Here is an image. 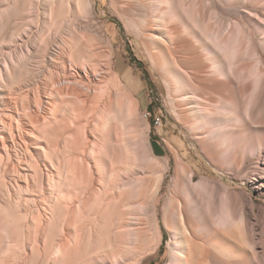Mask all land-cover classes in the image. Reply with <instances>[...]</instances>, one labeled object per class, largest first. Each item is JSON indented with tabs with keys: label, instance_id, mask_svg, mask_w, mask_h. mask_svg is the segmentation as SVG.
<instances>
[{
	"label": "bare ground",
	"instance_id": "obj_1",
	"mask_svg": "<svg viewBox=\"0 0 264 264\" xmlns=\"http://www.w3.org/2000/svg\"><path fill=\"white\" fill-rule=\"evenodd\" d=\"M79 1L88 15L95 13L91 0ZM62 2L56 0L59 22L66 19L57 11ZM243 2L249 6L238 10L224 0H148L142 36L162 48L182 123L204 156L264 198V0ZM230 12L238 16L226 18ZM73 26L67 40L58 38L56 52H47V43L41 47L48 69L59 70L50 88L34 79L21 100L20 92L7 89L11 61L0 70V186L9 203L25 202L23 219L0 206L6 252L16 249L40 264L42 238L53 222L56 243L48 262L140 264V258L121 263L115 257L122 238L116 224L124 212L118 207L143 197L157 230L154 243L148 238L149 250H157L160 192L169 175L167 264H264V202L229 187L219 174L194 182V171L175 148L172 173L171 155L158 156L147 127L136 129L138 102L114 68L116 50L104 26ZM45 208L50 217L41 215ZM108 218L116 223L109 235ZM132 225L126 232L138 243L143 233Z\"/></svg>",
	"mask_w": 264,
	"mask_h": 264
},
{
	"label": "rangeland",
	"instance_id": "obj_2",
	"mask_svg": "<svg viewBox=\"0 0 264 264\" xmlns=\"http://www.w3.org/2000/svg\"><path fill=\"white\" fill-rule=\"evenodd\" d=\"M62 1V4H57V11L59 14L65 15L66 19L59 22L56 21V0H0V70L5 69L6 63L11 61L9 65L12 73L9 78L11 83L7 89H11L12 92H20L23 97L21 98L20 96L21 100L25 101L27 99L25 91L28 88L26 85L34 79H39L43 87L50 88L51 85H48V83L49 81H56V72L59 70L56 68L48 69V62L42 57L44 53L41 48L42 45L47 43V52H56L58 46H60L57 42L58 38L61 39L63 37V39L67 40V33L74 27L73 25L81 26L90 22L103 25L116 50L114 68L121 74L123 82L130 88L135 100L138 102V114L140 116L138 114L135 116L136 129L140 132L147 127L146 130H149L150 140L156 139V141L154 140L152 151H155L158 156L171 155L170 148L171 150L175 148L181 158L194 171V182L198 180L200 175L215 178L219 174L227 180L229 187L247 191L264 202V198L258 196L255 188L251 189L248 183H242L233 174L223 175L220 171H217L216 167L209 162L195 144L189 130L183 125L180 107L176 105L178 101L174 98L175 94L170 88V76L164 72L165 59L161 56L162 48L159 43H154L147 36H142V34L147 33L146 22L150 18L148 0H91L94 3L95 13L93 15L86 13L84 3L79 0ZM206 1L211 2L212 0ZM214 1L220 2V0ZM224 1L233 5L236 4L239 6L238 10H244V8L249 6V3L243 2V0ZM52 2L54 6L53 15L50 14L49 8ZM76 15L78 16L76 17ZM236 15L238 16L237 12H230L225 17L233 20L237 17ZM93 42L94 46L98 44L96 40ZM28 53L31 55L30 57L27 56ZM168 59L169 56H167L166 60ZM26 62L29 65H25ZM54 62L55 66L58 62V65H61V59L55 58ZM52 84L56 86L55 83ZM120 129V136L122 137L123 128L120 127ZM171 165V172L174 173L172 155ZM170 179L171 176H166L161 186L160 195L162 198L159 203L158 216L162 239L157 250H149L151 242L154 243L155 239H157V230L151 224L150 213L145 207L142 196L134 199L136 201L134 206L127 205V202V204L122 203V208L118 207L121 211H124L121 213V223L116 224L115 220L108 218L107 220H110L111 223L105 221L108 222L107 230L105 226L107 223L104 222L103 237L110 234L112 226L115 224L122 229H120L122 232L121 240L124 239L122 240L124 242L121 243L120 240V245L115 250V257L121 263L138 258L141 259L140 264L168 263L169 252L166 240L170 237V234L163 225V210L166 206L169 189H171V186H168ZM141 188H144V186H141ZM24 203L23 200L18 205L9 203L5 186H0V206L12 217L23 219L25 215ZM43 205H46V203ZM45 209H43L41 215L50 217L53 214L52 211L49 208ZM146 221H150V224L147 225ZM130 223L133 224L132 226L141 228L143 238L138 243L127 235V224L129 226ZM261 229L260 226L259 230ZM149 237L151 242L148 240ZM104 239L106 240L107 238L104 237ZM42 242L43 251L40 264H54L52 260L49 262L46 260L49 252H51V247L56 243V224L53 222L51 223L50 233H45ZM28 256L21 258L16 249L6 252L4 246L0 243V264H33V257ZM52 258L56 259L54 250Z\"/></svg>",
	"mask_w": 264,
	"mask_h": 264
},
{
	"label": "trees",
	"instance_id": "obj_3",
	"mask_svg": "<svg viewBox=\"0 0 264 264\" xmlns=\"http://www.w3.org/2000/svg\"><path fill=\"white\" fill-rule=\"evenodd\" d=\"M121 75V74H120ZM151 123H153V121H151ZM155 141H156V139H154ZM154 140L152 141L151 140V142H152V145H153V143H154ZM153 148H154V145H153Z\"/></svg>",
	"mask_w": 264,
	"mask_h": 264
}]
</instances>
